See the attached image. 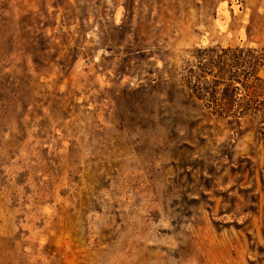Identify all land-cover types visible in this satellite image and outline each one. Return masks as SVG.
Wrapping results in <instances>:
<instances>
[{
  "label": "rangeland",
  "instance_id": "1",
  "mask_svg": "<svg viewBox=\"0 0 264 264\" xmlns=\"http://www.w3.org/2000/svg\"><path fill=\"white\" fill-rule=\"evenodd\" d=\"M0 264H264V0H0Z\"/></svg>",
  "mask_w": 264,
  "mask_h": 264
}]
</instances>
